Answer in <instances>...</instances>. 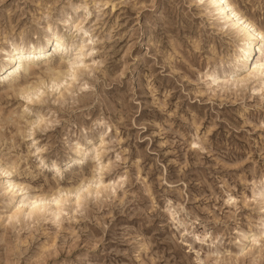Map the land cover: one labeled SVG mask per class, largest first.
Segmentation results:
<instances>
[{
	"label": "rangeland",
	"instance_id": "rangeland-1",
	"mask_svg": "<svg viewBox=\"0 0 264 264\" xmlns=\"http://www.w3.org/2000/svg\"><path fill=\"white\" fill-rule=\"evenodd\" d=\"M231 1L258 27L264 0ZM86 2L92 15L85 30L94 41L88 50L95 54L85 59L89 74L76 81L59 77L53 85L50 78L57 76L51 75L43 102L31 105L9 83L0 85V169L10 173L0 175V264H34L37 258L45 264H195L201 246L192 237L204 233L212 239L202 247L215 259L227 260L224 253L239 240L251 250L241 264H260L264 250L242 236L259 235L262 219L264 79L252 78L244 88L225 82V73L247 77L238 60L243 32L208 0L197 9L193 0ZM80 3L0 0V48L15 40L42 41L48 26L61 33L68 25L58 21L82 20L83 11H75ZM53 55L68 58L52 52L29 62L22 86L44 80ZM202 73H217L220 83L209 90L208 82L200 83ZM32 113L52 121L33 134L49 149L39 157L27 139ZM97 121L104 122L103 132ZM101 135L106 171L79 211L66 195L68 215L58 222L56 206L42 204L32 218L25 219L23 209L18 224L5 226L20 199L59 198L60 191L92 180ZM9 185L19 189L17 196ZM226 192L236 203L225 204Z\"/></svg>",
	"mask_w": 264,
	"mask_h": 264
},
{
	"label": "snow or ice",
	"instance_id": "snow-or-ice-1",
	"mask_svg": "<svg viewBox=\"0 0 264 264\" xmlns=\"http://www.w3.org/2000/svg\"><path fill=\"white\" fill-rule=\"evenodd\" d=\"M49 7H52L53 5L49 3ZM59 5H57L58 7ZM92 5H89L86 0H81V3L79 7L75 8V11L80 12L83 11L84 16L81 21L75 23L73 25L71 18L68 20H61L58 21V23H65L68 26L59 34L55 36V51L59 53H67L68 58L64 59L62 56H52V61L50 63V66L48 69L45 70V73H42L44 75V80L35 82V86L29 85L28 91L24 96H21L22 100H26L27 104L31 105L34 101L37 103H42L43 99L47 92V83L46 80L51 75H56L58 77H62L63 79L76 81L79 79L81 75L89 74L91 71V67L89 64L85 63L86 58H92L95 54L93 51L88 50V47L94 44V41L92 37L90 36L89 32L85 30V24L87 23V19L89 16L92 15V13L89 11V7ZM208 7L210 8H219L223 6V2L221 0L220 4H217L215 0H208ZM95 7L99 8L100 5H95ZM103 7L107 8L110 7L108 4H104ZM191 7L193 9L197 8H204L205 7V0H193ZM225 11H230L229 9L225 8ZM203 15V13H202ZM235 20V23L232 25V28L235 29L237 25H243L245 28L248 29L249 32H251V39L254 40L256 43L260 44V57L259 59H255L254 57H248V59H255L254 63L248 64L245 68V71L247 72L246 78H238L237 73H232L231 77L225 73V82L237 85L239 87H246L249 81L252 78L259 77L261 79H264V17H262L258 21V27L260 29L259 33H257L256 29L249 27L247 24L244 23V21H241L239 17L235 16L233 14L232 17ZM223 28L227 29L228 24L223 23ZM53 32V29L51 26H49L46 29V33L49 34L48 42L51 44V34ZM73 53L75 55H73ZM95 63V61H93ZM202 80L200 81L201 84H204V82H208V88L209 90L212 89L214 85H217L220 83V81L217 79V73L212 74H205L202 73ZM260 97L262 100H264V88H261L260 90ZM28 111V108L25 107V112ZM32 115L35 117L30 123L31 126L28 129V135L27 139L30 140L32 147L34 148V151L32 155L39 157L40 154L46 153L49 151L47 146H40L39 142L33 138V134L36 131H43L46 128L50 127L52 124V121L49 120L48 116L39 114V113H32ZM103 121H97L96 127L99 131L103 132ZM264 126V125H262ZM99 142L96 144V150H93V160L95 161L97 168L93 170V179L82 181L77 187L74 189L69 190L68 193H65L64 191H60L59 198L55 195L51 196L50 199L44 200L41 198L40 200L31 201L27 205H15L14 207L19 210L21 208L24 209H31L29 211L28 215L25 216V219H30L35 214L37 210L42 211L43 209L40 207L42 204H54L56 206V211L53 213L55 216L56 221L58 222L62 216H67L68 212L64 211V197L66 195H70L73 198L74 204H75V210L79 211L80 208L83 206L84 199L91 196V192L89 191L90 188L95 187L99 188L101 185L97 183V179L100 178L101 174L106 171V166L102 163V151L105 147V137L104 135H101L99 138ZM89 146L91 149V142H89ZM193 148H198L199 145L193 144ZM119 159V158H117ZM40 163L43 165V161H40ZM46 166V165H45ZM57 173H59L60 169H55ZM0 175L8 176L10 175L9 172L0 169ZM261 185L264 186V179L261 180ZM7 191L12 192L14 189L9 185L7 186ZM226 199L224 200L225 204L232 205L236 203V200L234 199V196L230 193L224 194ZM253 199H256L255 194H252ZM260 199L262 201V206L260 209V216H261V222L259 224V235H243L242 238L245 241L251 242V245L254 248H259L261 250H264V187H262L260 192ZM247 203V201H245ZM172 214L178 218V214L173 211ZM20 222L19 216L15 214H9L6 218V227L13 226L14 224H18ZM195 223H199L198 221ZM237 235H241L240 233H237ZM211 234L204 233L203 235H194L192 237L193 243L201 246L200 251L196 252L195 255L198 257L195 264H241V257H245L246 254L251 251L247 247H240V241L234 240L233 242L237 245L236 248L232 249L229 252L224 253L226 257H228L225 261H220L218 259H215L216 253L211 251L210 249H206L202 246L206 245L209 240H211ZM220 237H216V240L218 241ZM189 250L192 251V245H189ZM235 256L236 259L232 260L231 258ZM206 257V258H205ZM34 264H45V261L42 258H37V260L34 262ZM243 264H248L247 259L243 261ZM260 264H264V259L261 260Z\"/></svg>",
	"mask_w": 264,
	"mask_h": 264
},
{
	"label": "bare ground",
	"instance_id": "bare-ground-1",
	"mask_svg": "<svg viewBox=\"0 0 264 264\" xmlns=\"http://www.w3.org/2000/svg\"><path fill=\"white\" fill-rule=\"evenodd\" d=\"M217 4L221 3V0H215ZM223 6L219 8H214L216 12L222 16L226 20V22H230L231 25L235 23V20L232 18L233 14L241 21H244L249 27L256 29L257 33H259L260 29L257 27L245 14L238 8L236 4H234L231 0H222ZM225 8L230 11H225ZM49 27V26H48ZM47 27V28H48ZM239 31L243 32V44L240 47V54L238 56V60L241 63V68L245 69L248 64L254 63L250 62L248 57H251L253 54L257 55L256 59H259L261 53L259 51L260 44L256 43L251 39V32L248 31L243 25H237L236 27ZM57 34H52L51 39L52 43L48 42L49 34H45L44 39L42 41H36L28 43L23 39L20 41H10L6 46L0 48V54L2 59L0 60V85H4L9 83L10 89L15 95L23 96L28 91V86L33 84H27L26 86H22L20 83V79L28 74L29 72V62L34 63L41 56L48 55L55 51V36ZM250 62V63H249ZM61 79L59 77H51L50 82L53 84L59 83ZM19 82V83H18ZM82 149L79 147L76 150L77 155H80ZM8 172L9 169L5 168ZM14 187H18V184H13ZM18 190H14V196L18 195ZM31 201H34L33 197H24L17 201V205H27ZM37 201V200H36ZM24 208L19 210L15 209L13 214L21 213ZM31 209H25L24 215H28ZM53 211H56V207L53 208Z\"/></svg>",
	"mask_w": 264,
	"mask_h": 264
}]
</instances>
